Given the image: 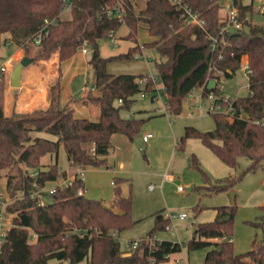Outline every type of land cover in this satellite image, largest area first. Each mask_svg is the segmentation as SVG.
<instances>
[{
	"label": "trees",
	"instance_id": "obj_1",
	"mask_svg": "<svg viewBox=\"0 0 264 264\" xmlns=\"http://www.w3.org/2000/svg\"><path fill=\"white\" fill-rule=\"evenodd\" d=\"M61 4L62 0H0V49L9 42L26 53L46 19L54 22H50L49 34L36 44L34 60L49 59L57 53L61 63L75 56L87 42L93 50L89 63L95 70L99 94L80 99L97 106L100 115L97 121L77 117L72 105L76 99L60 102L61 67L49 87L46 109L14 111L8 115L5 112L7 80L0 75V181L6 170V190L11 200L6 210L13 214L12 224L0 245V264H65L70 259L76 264L83 260L87 264H169V255L181 251L180 242L151 240L169 223L163 211L155 214V224L142 237L141 244L126 254L114 234H120L135 222L132 193L122 192L124 178L113 180L115 196L106 207L103 200L85 196L84 180L77 177V168L106 165L115 133L133 141L139 136L144 119L123 117L121 110L129 109L140 92H153V98L156 96L157 87L150 73L114 75L108 72L107 63L132 58L143 47L155 48L161 56L156 69L158 81L165 86L167 108L172 114H179L186 96L196 88H203L204 94L222 93L219 72L225 77L234 76L247 57L248 93L234 99L237 115L229 120L223 114H213L216 127L209 131L186 126L178 144L183 147L188 138H197L233 168L237 167L239 157L246 156L250 165L243 173L211 186H197L210 192L232 189L246 171L264 167V125L254 122L264 119V26L254 21V0H232L242 22L239 29L226 28L227 20L220 15V0H145L139 8L134 0H74L70 19L60 17ZM115 4L123 10L122 19L104 12V8ZM184 6L197 13L204 25L187 23ZM123 24L130 29L126 37L136 44L127 52L102 56L101 42L115 35ZM141 29H146L152 37L143 44L138 42ZM214 39H217L216 48ZM215 78L218 79L215 87L208 88L209 81ZM41 131L57 135L58 139L34 136ZM61 145L70 161L69 174L60 173L58 168ZM47 154L55 161L48 169H42L40 161ZM191 166L208 178L195 154L191 155ZM35 170L37 175H33ZM61 174L64 178L74 174L73 184L55 186L52 202L43 203L37 191ZM79 188L83 194L78 193ZM3 203L0 183V208ZM202 209L200 204L194 207L196 217ZM260 210L259 221L253 224L262 229L263 238L254 239L248 251L237 253L231 238L234 204L218 206L214 220L196 223L197 230L194 228L193 237L187 242L188 250L209 248L205 264H245L248 260L264 264V205ZM226 215L229 219H225Z\"/></svg>",
	"mask_w": 264,
	"mask_h": 264
},
{
	"label": "rangeland",
	"instance_id": "obj_2",
	"mask_svg": "<svg viewBox=\"0 0 264 264\" xmlns=\"http://www.w3.org/2000/svg\"><path fill=\"white\" fill-rule=\"evenodd\" d=\"M136 7H142L145 0H134ZM220 15L224 20L228 19L229 7L232 0H220ZM264 0H254L256 14L254 21L264 26V12L261 6ZM72 14L64 12L62 19H70ZM130 29L127 24H123L114 39L107 38L101 42L100 53L104 57H110L119 53L127 52L130 47L136 44L135 40L126 37ZM152 39L146 29H141L138 35V42L143 44ZM88 51L83 53L81 48L75 56L63 62H59L56 54H53L47 62L34 60L25 66L23 79L26 82L31 77H37L40 72L50 69L55 78L62 71L63 88L60 93V102L66 103L70 99L75 109V115L81 118H88L93 121L99 119L100 110L93 104H86L81 101V97L97 95L99 90L95 87L96 74L93 66L89 63L93 50L86 46ZM18 49H20L18 51ZM36 44L29 43L26 53L23 48H18L13 43L7 42L0 49V67L3 63L10 62L13 69L24 57L34 56ZM18 51V53H16ZM161 59L158 51L153 47H143L141 53H137L132 58L114 59L107 63V70L111 74H152L157 76L156 61ZM246 57L243 58V61ZM11 72V71H10ZM9 73L4 76L8 80ZM30 87V83H26ZM30 84V85H29ZM16 89L19 94L28 91V86ZM156 96L153 92H147L143 96L142 92L135 96V101L129 109H122L123 117H136L144 119L139 132V138L147 133H152V137L144 143V151H141L135 141L124 134L115 133L112 136L111 153L107 156L106 165L88 166L84 173L85 196L93 199H100L106 203H111L114 199L115 177L124 178L121 183L124 195L132 193L133 209L132 216L134 224L122 231L116 238L120 241L122 250H127V243L145 237L155 224V214L163 211L165 214L178 215L187 212L189 218L181 220L173 217L171 225L174 232L169 230L158 231L156 233L159 240L169 239L180 242L181 251L172 255V260L181 259L183 264H205V256L209 248L188 250L187 242L193 237L196 223L214 220L217 215V207L224 205H236V211L232 220L234 248L237 253H243L251 248L254 239L260 241L263 238L261 228L253 223L259 221L261 215L260 207L264 205V167L256 171H246L232 189L219 192H210L208 189H199V185L211 186L225 181L229 177H236L248 169L250 160L246 156L238 158L236 168L226 165L220 158L201 140L188 138L183 147L178 144L184 135L186 126H194L202 131L213 130L216 122L213 113L204 111L200 114L197 110L200 104L198 95L202 93L200 88L195 89L196 98L190 100L186 96L183 102V109L179 114H172L167 108V95L163 89L162 82H157ZM249 78L244 66L232 77L220 76V86L233 100L238 96L248 93ZM15 88V87H14ZM14 90V89H13ZM7 94L9 93L6 91ZM16 95H12L9 109L12 111ZM208 100H205V103ZM191 103L194 104V113L191 114ZM10 111V112H11ZM13 112V111H12ZM34 136H42L51 140H57L58 136L45 131L35 132ZM195 154L199 160L201 168L206 172L208 178H204L203 173L191 166V155ZM53 156L47 154L41 158L40 167L48 169ZM67 151L61 145L58 155V168L62 172L68 168ZM34 171V169H33ZM64 176L58 177L56 181L48 183L47 188L63 185ZM1 191L4 203L0 208L2 223L9 228L12 224L13 214L6 210L7 204L11 202L6 190L7 177L6 170L2 172ZM184 190H180L179 187ZM235 193V198L231 193ZM42 194H47L42 192ZM44 203L52 202V195L48 193L44 198ZM202 205L203 209L196 217L194 207ZM227 216V215H226ZM226 218V217H225ZM34 236L32 240L35 241ZM170 264H178L176 261ZM55 263V261H51ZM250 264H255L248 260ZM78 264H87L86 260Z\"/></svg>",
	"mask_w": 264,
	"mask_h": 264
},
{
	"label": "built area",
	"instance_id": "obj_3",
	"mask_svg": "<svg viewBox=\"0 0 264 264\" xmlns=\"http://www.w3.org/2000/svg\"><path fill=\"white\" fill-rule=\"evenodd\" d=\"M174 2H176V0H174ZM73 3H74V0H62L60 17H61V15L64 12H70L72 14ZM184 10H185V13H184L185 21L187 23H194V24H198L200 26L204 25V21L202 19H200L198 17V14L193 12L190 7L184 6ZM261 10L264 12V3L261 6ZM104 12L108 16H111V17H114V18H119V19H122L123 18V14H124L123 10H122V8H121V6L119 4L107 6L106 8H104ZM50 22H54V21H49V20L46 19V24L44 25V27H42L34 35L33 41H34L35 44H39L42 41V39L46 35L49 34ZM241 27H242V22H241V20L239 18V14H238L237 9L234 8L233 6H230L229 7V12H228V19H227L226 28L239 29ZM114 36L115 35H112L111 38L114 39ZM87 45H88L87 42H85L83 44V46L80 47L83 53H86L88 51V49L86 47ZM213 47L214 48L217 47V39H214ZM10 62L11 61L9 60L8 62L3 63V65L0 67V75H4L5 73L8 72V70L10 68ZM242 65L244 66L245 70L249 74L250 73V66H249V62L247 60V57H246V60L242 62ZM150 75L152 76V79H153L154 83L156 84L158 82V77L154 76L152 74H150ZM221 75H223V73L219 72V76H221ZM215 80L217 82L218 79L215 78ZM219 81H220V79H219ZM139 83L140 84H144V80L143 79H139ZM220 88L222 90V93H220V94L219 93H214V92H208L207 94H204L203 88H200L202 90V93L200 95H198L199 98H200V104H199L197 110L200 112V114L203 113L204 111H208V112H211L213 114H223L229 120H232L235 117V115H237L238 110H237L236 106L234 105V100L228 94L225 93V90H224V88L222 86H220ZM163 89L165 90V86L163 87ZM165 92H166V90H165ZM142 95L143 96L147 95V92L143 91ZM188 96L190 97L191 100H195V98H196L195 90H193ZM205 100H208L207 101L208 103H205ZM193 106H194V104L191 103V109H192L191 112H190L191 114H193L194 111H195V110H193L194 109ZM254 122L256 124H259V125H264V119L263 118L262 119H255ZM152 136H153L152 133H147V134L143 135L142 138H141L143 144L148 142ZM37 174H38L37 171H35L33 173V175H37ZM77 177L83 179V177H84V169L83 168L80 169L79 173L77 174ZM73 180L74 179H72L70 181H67L63 185L64 186L72 185L73 184ZM179 189L180 190H184V188L181 187V186L179 187ZM42 192H45V193L48 192L50 194H53L55 192V187L47 190V192L44 190V188H39V190L37 191V194H39V195H41V197H43L46 194L44 195V194H42ZM83 192L84 191H83L82 188L78 189V193L79 194H83ZM165 217L169 218V223L167 224L165 230H169V231L174 232V226L171 225L172 218L176 217V218H179L181 220H187L189 218V214L187 212H181L178 215L165 214ZM8 229L9 228H7V227H5L3 225L2 217H1V214H0V245L3 243V241H4L5 237H6ZM114 234H115L116 237L119 235L117 232H115ZM151 240L152 241H157V242H161L162 241V240H159L157 238L156 234L153 235ZM142 241H143V238H141L139 240H134L133 242H128L127 243V247L128 248H127V250H124V252L126 254H129V253L133 252L141 244ZM172 255L173 254L169 255V258H170L169 259V264H170V261L172 260ZM172 261H176L178 264H183L181 259H179V258L178 259H174ZM245 264H250V263L247 262Z\"/></svg>",
	"mask_w": 264,
	"mask_h": 264
},
{
	"label": "crops",
	"instance_id": "obj_4",
	"mask_svg": "<svg viewBox=\"0 0 264 264\" xmlns=\"http://www.w3.org/2000/svg\"><path fill=\"white\" fill-rule=\"evenodd\" d=\"M19 50L20 49H18V51ZM18 51L16 53H18ZM54 54H56V56L58 57L57 53H54ZM42 61L47 62L48 59H43ZM24 69H23V72H24ZM49 70L50 69L47 68L44 71L40 72L37 77H31L29 82L28 81L26 82V78L23 79V77H24L23 76L24 74H23L22 75V85H27L26 83H30L31 85L29 84L30 87L27 85L28 86V91L22 95V94H19L18 92H16L17 91L16 89H18V88H14L10 84V71H12V69H11V67L9 68V70L7 72V73H9L8 74L9 78H8V80L6 79L7 80V85H6V88H5V112H6V114L10 115L14 111L15 112H20V113H22V112H31L34 109H37V108L46 109L49 106V96H50L49 87L57 79V77L55 78L54 73L53 72H49ZM6 91H8L9 93L7 94ZM165 94H166V92H165ZM12 95H16L15 96L16 99L14 100V105L12 106L13 107L12 108L13 112L11 111V109H9V103H7V101L11 99ZM68 164H69L68 168L64 169L60 173H64V172L66 173L67 172V174H69L70 169H71L69 160H68ZM80 169L81 168H77V174L79 173ZM83 169H84V173H85V169L86 168H83ZM36 170H38V169H36ZM74 177H75L74 174L73 175H68L65 178L64 184L67 181H70V180L74 179ZM83 179H84V177H83ZM47 186H48V184H47ZM47 186L44 188V190L46 192H47V190L53 188V187H51V188L48 189ZM84 194H85V192H84ZM45 196H43V198ZM106 204L108 206V203H106ZM65 264H69V263H65Z\"/></svg>",
	"mask_w": 264,
	"mask_h": 264
},
{
	"label": "water",
	"instance_id": "obj_5",
	"mask_svg": "<svg viewBox=\"0 0 264 264\" xmlns=\"http://www.w3.org/2000/svg\"><path fill=\"white\" fill-rule=\"evenodd\" d=\"M104 42V41H102ZM34 61V58L29 57V56H24L17 64L16 66L12 69V71L10 72V84L15 87V88H20L22 86V75H23V69L25 68V66H27L28 64H30L31 62ZM216 85V80L215 79H211L208 83V88L212 89L214 88ZM135 143L137 145V147L141 150L144 151V144L142 142V139L137 137L135 138ZM232 197H233V201L235 198V193H231ZM106 207H108L106 205ZM229 215L226 216L225 219H229ZM195 230H197V228H195ZM69 264H76L74 259H70Z\"/></svg>",
	"mask_w": 264,
	"mask_h": 264
}]
</instances>
